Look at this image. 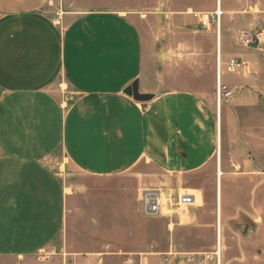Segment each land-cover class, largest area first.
<instances>
[{
  "label": "crops",
  "instance_id": "0c3cea01",
  "mask_svg": "<svg viewBox=\"0 0 264 264\" xmlns=\"http://www.w3.org/2000/svg\"><path fill=\"white\" fill-rule=\"evenodd\" d=\"M53 2L0 0V257L27 259L64 241L66 172L96 180L131 174L140 190L172 186L176 194L187 178L210 166L217 191L218 164L223 191V176L231 173L223 153L253 169L245 153L251 157L257 150L253 137L259 130L250 122L264 117V43L242 48L239 34L264 29V0H186L179 7L172 0L168 28L155 27L150 40L140 27L144 20L123 9H93L63 19L53 14ZM218 8L219 36L215 24L205 29L192 15ZM228 31L236 38L230 44ZM197 35L203 45L194 40ZM170 38L172 59L177 45L188 57L172 70L166 58ZM210 45L215 97L194 89L193 76L185 72L202 63ZM232 59L246 64L229 72ZM62 80L71 90L65 97L57 91ZM219 81L235 91L220 106ZM135 82L150 100L125 93ZM141 165L152 171H141ZM195 195L193 207L203 201ZM188 210L195 223L200 212ZM94 255V264L99 259L105 264L106 253ZM128 255L133 264H151V254Z\"/></svg>",
  "mask_w": 264,
  "mask_h": 264
},
{
  "label": "rangeland",
  "instance_id": "374dc122",
  "mask_svg": "<svg viewBox=\"0 0 264 264\" xmlns=\"http://www.w3.org/2000/svg\"><path fill=\"white\" fill-rule=\"evenodd\" d=\"M187 1L200 4L205 0ZM184 2L186 0H174L178 7ZM51 8L55 16L63 19L66 14L93 9H123L134 15L135 19L144 20V25L141 22L140 27L146 31L149 40L151 30L155 27L167 29L169 17H172V0H54ZM63 19L62 25L65 24ZM229 24L231 27L234 25L232 20ZM168 33L172 36L171 32ZM171 38L166 58L172 70V64L177 68V64L188 57L181 45H177L178 55L172 59ZM194 40L198 45L205 42L200 35ZM234 41V33L228 31L225 42L230 44ZM211 45L208 53L203 54L202 63H195L197 67L189 71L191 74L185 72L187 76H193L189 83L194 89L215 97V57ZM57 91L65 97L70 95L71 90L62 80ZM249 125L259 130L258 137H253L257 140L256 153L251 157L245 153L253 169L247 165L237 166L223 153V162L230 167L231 173L223 176L221 240L217 216L213 214L215 209L217 214V191L213 189L216 176L212 174V166L201 174L187 178L179 192L188 191L199 195V198L202 195L203 201L199 200L192 207L193 211L200 212L195 223L190 222L189 208L170 205L161 217H142L139 211L142 184L135 175L96 180L78 178L66 172L70 199L64 241L27 259L0 257V264H64L65 260L94 264L96 253L107 254L105 264H125V255L140 253L151 254L148 255L149 262L160 264L161 256L171 252L174 253L172 264H186L184 253L213 251L218 239L223 248V264H264V117L258 116ZM244 140L248 141V137L244 136ZM139 169L147 173L152 171L146 165H141ZM224 171H227L226 168ZM149 178L152 179L151 176ZM165 188L172 194V186Z\"/></svg>",
  "mask_w": 264,
  "mask_h": 264
},
{
  "label": "built area",
  "instance_id": "2783aa9c",
  "mask_svg": "<svg viewBox=\"0 0 264 264\" xmlns=\"http://www.w3.org/2000/svg\"><path fill=\"white\" fill-rule=\"evenodd\" d=\"M193 17L197 19L199 25L205 29H209L215 24L216 30L220 28L222 12L218 8L212 13L193 12ZM264 43V29H245L239 34V45L242 48H252ZM246 63L238 59H232L227 70L234 72L237 68L244 66ZM220 68V65L218 66ZM235 96V91L218 82L217 86V102L220 106L221 101L229 103ZM140 214L144 218H156L163 216L167 206L191 208L196 204V195L185 191L180 194H169L166 189L144 187L139 193ZM174 253H167L161 256L160 264H172ZM184 262L186 264H223V248L220 242L217 243L213 251L189 252L184 253ZM127 263L133 264L134 259L131 255H127ZM103 260L99 259L98 264H102ZM64 264H76L74 261L65 260ZM148 264V263H145Z\"/></svg>",
  "mask_w": 264,
  "mask_h": 264
},
{
  "label": "bare ground",
  "instance_id": "6f19581e",
  "mask_svg": "<svg viewBox=\"0 0 264 264\" xmlns=\"http://www.w3.org/2000/svg\"><path fill=\"white\" fill-rule=\"evenodd\" d=\"M221 1V0H220ZM218 32V36L220 35V32H221V26L219 28V30H217ZM218 172H217V227H218V235L220 236V240H221V232H222V229H221V226H222V183H221V179H222V175H223V171L221 169V164H218ZM67 193H70V189H67ZM218 242L219 239H218ZM217 242V243H218ZM221 244V242H220Z\"/></svg>",
  "mask_w": 264,
  "mask_h": 264
},
{
  "label": "water",
  "instance_id": "95a60500",
  "mask_svg": "<svg viewBox=\"0 0 264 264\" xmlns=\"http://www.w3.org/2000/svg\"><path fill=\"white\" fill-rule=\"evenodd\" d=\"M125 93L127 95H129L130 97H133L134 100L140 101V102L148 101V100H150L152 98V96L140 94L139 89H138V83L137 82H135L134 84H132L131 86H129L126 89Z\"/></svg>",
  "mask_w": 264,
  "mask_h": 264
}]
</instances>
